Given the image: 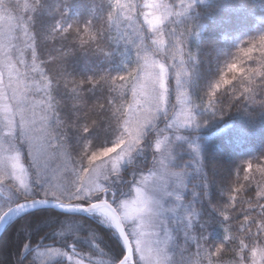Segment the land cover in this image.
Instances as JSON below:
<instances>
[{
    "label": "snow or ice",
    "instance_id": "snow-or-ice-1",
    "mask_svg": "<svg viewBox=\"0 0 264 264\" xmlns=\"http://www.w3.org/2000/svg\"><path fill=\"white\" fill-rule=\"evenodd\" d=\"M209 2L0 0V224L58 210L37 215L48 227L38 239L29 223L18 228L14 264H264V151L232 171L223 202L209 201L221 240L197 203L213 177L184 130L233 109L264 115V32L223 61L231 79L221 65L201 86ZM126 165L140 174L126 181ZM174 217L184 238L175 254ZM101 226L119 251L100 245ZM0 264H10L3 253Z\"/></svg>",
    "mask_w": 264,
    "mask_h": 264
},
{
    "label": "trees",
    "instance_id": "trees-1",
    "mask_svg": "<svg viewBox=\"0 0 264 264\" xmlns=\"http://www.w3.org/2000/svg\"><path fill=\"white\" fill-rule=\"evenodd\" d=\"M203 12L202 19L207 25L204 40L209 45H214L211 47V55H209L207 63L201 65L200 83L201 86H206L216 75L217 68L231 56L241 41L264 32V0H210ZM221 68V75L231 79L233 74L229 73L225 66L222 65ZM224 87L221 86V92ZM191 135H198L205 170L213 177V181L208 187V199L199 203V206L201 213L213 221L212 227L209 229V238L221 240L223 230L214 223L216 214L212 211L209 201L211 203H215L217 200L223 202L225 197L222 190H226L232 171L242 161L264 151V115L250 117L236 113L233 109L228 115L209 126L195 129ZM214 166L219 170L212 171ZM49 211L57 212L52 209H39L36 212L27 213L4 230L0 237V253L9 259L10 264H14L23 240V234L18 232V228L26 222L29 223L35 228L32 238L38 239L44 235L48 227L44 224L36 227V217L38 214L40 216L47 215ZM59 215L70 214L59 213ZM28 217L32 219L29 220ZM83 218L93 225L97 223L94 218ZM178 222L173 221L172 230L175 237L173 254L176 253L179 244L184 241L183 229L178 226ZM114 235L112 229L101 226L98 242L102 247L113 252L119 251L121 248L120 239ZM67 238L71 239V236ZM44 239L48 241L50 237L44 236ZM73 243L78 247H90L87 242L82 240H75Z\"/></svg>",
    "mask_w": 264,
    "mask_h": 264
},
{
    "label": "rangeland",
    "instance_id": "rangeland-1",
    "mask_svg": "<svg viewBox=\"0 0 264 264\" xmlns=\"http://www.w3.org/2000/svg\"><path fill=\"white\" fill-rule=\"evenodd\" d=\"M172 102L173 103H175V104H181L183 101L182 100H177L176 99V97L174 96L173 97V100H172ZM179 113V107L177 108V114ZM192 131H194V129H185L184 130V134L189 138V139H193L194 138V141H195V143H197L198 145H199V147H200V142H199V137H198V135H196V136H192L191 135V133H192ZM149 160H150V154H143V155H139V156H137L136 158H135V161H134V166L136 167V168H138V169H140V168H144V167H146V166H148V163H149ZM123 172H124V174H125V177H126V181L127 180H130V179H132L134 176H136V175H139L140 173H133V172H130L129 171V168H128V166L126 165L125 166V168L123 169ZM198 179H199V177H192V178H190V183L192 182V181H198ZM182 194V196L184 197V199L185 200H192V192L190 191V190H188V191H184V192H182L181 193ZM208 196H209V190H208ZM197 203H201V202H197ZM166 206L167 207H174V206H176V202H175V200L174 199H168L167 200V203H166ZM92 218V217H91ZM173 221H179V217H174L173 218ZM173 231V230H172ZM115 237H117V238H119L116 234L114 235ZM174 243H175V237H174ZM174 243L172 244V246H171V249H170V251L172 252L173 251V248H174Z\"/></svg>",
    "mask_w": 264,
    "mask_h": 264
},
{
    "label": "water",
    "instance_id": "water-1",
    "mask_svg": "<svg viewBox=\"0 0 264 264\" xmlns=\"http://www.w3.org/2000/svg\"><path fill=\"white\" fill-rule=\"evenodd\" d=\"M42 209H48V208H42ZM37 210H39V209H37ZM52 210L58 211V210H56V209H52ZM60 213H63V212H60ZM26 214H27V213H26ZM64 214H70V215H77V216H82V217H88L86 214H84V213H82V212H80V213H64ZM23 215H25V214H23ZM23 215H21V216H23ZM21 216H20V217H21ZM13 217H14V216L6 217V218H5V222H4L3 224H0V237H1V235L3 234L4 230L7 228L8 225H10L11 223H13V222H14L15 220H17L18 218H20V217H18V218H16V219L10 221Z\"/></svg>",
    "mask_w": 264,
    "mask_h": 264
},
{
    "label": "bare ground",
    "instance_id": "bare-ground-1",
    "mask_svg": "<svg viewBox=\"0 0 264 264\" xmlns=\"http://www.w3.org/2000/svg\"><path fill=\"white\" fill-rule=\"evenodd\" d=\"M21 215H23V214H21ZM21 215H19V216H14L10 221H12V220H14V219L20 217Z\"/></svg>",
    "mask_w": 264,
    "mask_h": 264
}]
</instances>
